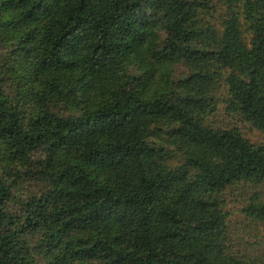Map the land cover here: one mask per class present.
I'll return each instance as SVG.
<instances>
[{
  "label": "trees",
  "instance_id": "1",
  "mask_svg": "<svg viewBox=\"0 0 264 264\" xmlns=\"http://www.w3.org/2000/svg\"><path fill=\"white\" fill-rule=\"evenodd\" d=\"M219 106L264 136V0H0V264H257L224 200L264 145Z\"/></svg>",
  "mask_w": 264,
  "mask_h": 264
},
{
  "label": "rangeland",
  "instance_id": "2",
  "mask_svg": "<svg viewBox=\"0 0 264 264\" xmlns=\"http://www.w3.org/2000/svg\"><path fill=\"white\" fill-rule=\"evenodd\" d=\"M183 73L176 70V75ZM210 123L216 127L237 128L252 144L264 145V136L252 129L239 116L227 113L223 106L210 118ZM173 164H177L173 161ZM26 192L38 194L39 187L26 186ZM256 196L264 201V184L258 186L240 185L225 194L224 209L228 215V233L233 252L246 260L264 264V223L252 220L246 216L245 207ZM25 197V196H23Z\"/></svg>",
  "mask_w": 264,
  "mask_h": 264
}]
</instances>
